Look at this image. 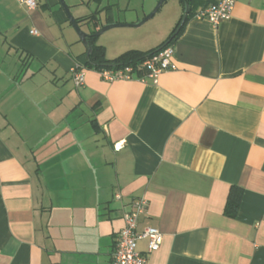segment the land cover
Here are the masks:
<instances>
[{
	"label": "crops",
	"instance_id": "0c3cea01",
	"mask_svg": "<svg viewBox=\"0 0 264 264\" xmlns=\"http://www.w3.org/2000/svg\"><path fill=\"white\" fill-rule=\"evenodd\" d=\"M123 1L64 0L89 35L138 22L158 0L132 11L125 0L121 14ZM207 1L191 0L170 43L177 68L153 82L86 67L59 0H0V264H58L68 252L72 264H110L136 196L148 201L138 228L162 232L148 264H264V0H236L217 26L192 17ZM172 2L166 26H117L93 43L106 59L156 48L181 23L185 4ZM231 185L243 188L234 217ZM57 199L72 233L51 236Z\"/></svg>",
	"mask_w": 264,
	"mask_h": 264
},
{
	"label": "built area",
	"instance_id": "2783aa9c",
	"mask_svg": "<svg viewBox=\"0 0 264 264\" xmlns=\"http://www.w3.org/2000/svg\"><path fill=\"white\" fill-rule=\"evenodd\" d=\"M19 1L28 8L36 6V0ZM235 2L236 0H208L194 11L192 17L207 20L213 26H217L221 21L229 17ZM30 32L36 34L37 30L32 29ZM141 67L145 71L141 76L133 71L132 66L117 69L103 68L99 73L107 81L118 79L146 81L151 79L156 82L158 74L177 68L173 46L168 44L160 50L149 54L142 61ZM72 79L74 85H82L84 82V69L76 66ZM115 147L119 149L120 145L117 143ZM147 204L148 201L144 196H136L131 199L129 209L123 213V226L118 233L110 264H148L149 253L159 248L162 241V232L156 226L145 225L142 228H138L139 217L145 212ZM139 240H145L143 250L138 248Z\"/></svg>",
	"mask_w": 264,
	"mask_h": 264
},
{
	"label": "trees",
	"instance_id": "16d2710c",
	"mask_svg": "<svg viewBox=\"0 0 264 264\" xmlns=\"http://www.w3.org/2000/svg\"><path fill=\"white\" fill-rule=\"evenodd\" d=\"M183 3L188 4L189 11L187 17L191 14V0H182ZM183 24L180 22L174 27L168 38L156 48L149 51H139L135 49H129L119 54L113 59H106L104 57V47L93 43L95 38L94 34L88 35V43L91 46V52L85 63L86 67L93 68L100 71L103 68L117 69L125 66H132L133 71L141 76L145 71L141 67L142 61L151 53L156 52L164 46L171 43V41L179 34ZM168 41V42H167ZM243 188L238 185H231L229 187L226 201L224 205V214L229 217H234L238 211L240 201L242 198ZM124 213V212H123ZM123 218V216H122Z\"/></svg>",
	"mask_w": 264,
	"mask_h": 264
},
{
	"label": "rangeland",
	"instance_id": "374dc122",
	"mask_svg": "<svg viewBox=\"0 0 264 264\" xmlns=\"http://www.w3.org/2000/svg\"><path fill=\"white\" fill-rule=\"evenodd\" d=\"M165 1L166 2H163V4L160 6V8L147 21H145L142 25L135 27L134 29L146 28L148 26L152 27L154 25H156V26L165 25L166 26L168 24L167 21L169 20L171 14L173 13L174 7H176V6L175 5L173 6V4H172V3H175V2H172L175 0H165ZM140 2L141 1H139V0H131V2L129 4V8H130L129 11H132L131 8L139 6ZM125 4H127V3H125V0H124L123 3L121 4V7H120L121 8V12H120L121 14H123V13H125V11H127V10H125L127 8V7H125ZM115 11H117V10H115ZM116 13H119V11ZM82 28H84V26H82ZM121 28L122 27L110 28V29L106 30L105 32H103L102 34L96 36L94 39L97 40L98 37L102 38L109 31H112L115 29H121ZM76 35H77V33H76ZM72 89L75 90V88H73V87H72ZM62 147L65 148L66 146L64 147V144H63ZM48 177H49V174L45 173L44 178H48ZM58 181H56L57 182V183H55L56 185H60V184L64 185V183H65V180H60L59 182ZM55 184H51V185L49 184V186L54 187ZM61 200L62 199H57L54 207L52 208V215H51V219L49 220L50 226L47 227V231L51 236L63 234V232H66L68 230H70V232L72 233V217H71V215H69L68 209L63 204V200H62V203H61ZM69 253L70 252L65 253L63 256L57 255L56 258L58 260V264H72V255H70Z\"/></svg>",
	"mask_w": 264,
	"mask_h": 264
},
{
	"label": "water",
	"instance_id": "95a60500",
	"mask_svg": "<svg viewBox=\"0 0 264 264\" xmlns=\"http://www.w3.org/2000/svg\"><path fill=\"white\" fill-rule=\"evenodd\" d=\"M164 0H158L155 7L150 11V13L148 15H146L144 18H142L141 20H139L136 23H125V24H121V23H106L103 26H101L97 31H95L94 35L98 36L100 34H102L103 32H105L106 30L112 28V27H117V26H139L141 25L143 22H145L146 20H148L161 6V4L163 3ZM61 7L64 9L69 22L71 23L72 27L74 28V30L76 31L80 41L83 43V45L86 48V57H89V54L91 52V46L90 44L87 42V37H88V33H86L85 31L81 30L77 20L73 17V15L70 13L68 6L65 4L64 0H59ZM189 11V6L188 4L185 3V8H184V14L182 16L181 19V24L185 21L187 13ZM168 42V41H167Z\"/></svg>",
	"mask_w": 264,
	"mask_h": 264
}]
</instances>
